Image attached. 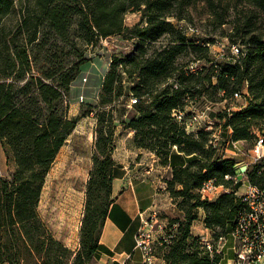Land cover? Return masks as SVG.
Listing matches in <instances>:
<instances>
[{"label": "trees", "instance_id": "obj_1", "mask_svg": "<svg viewBox=\"0 0 264 264\" xmlns=\"http://www.w3.org/2000/svg\"><path fill=\"white\" fill-rule=\"evenodd\" d=\"M197 1L0 0V142L16 165L10 177L0 173V264L96 262L105 249L100 235L113 203V109L117 101L125 106L134 98L125 126L134 132V146L170 168L167 190L184 214L166 225L173 236L160 246L162 257L166 264H213L192 225L202 209L214 238L232 230L243 204L242 183L225 176L236 175L237 161L219 155L220 147L210 142L214 129L187 132L172 113L204 98L226 102L209 116L231 130L232 141L255 145L259 134L264 137V0H202L215 26L231 24L224 36L240 47L238 55L229 50L225 62L211 53L214 38L192 37L174 21L187 20ZM131 11L141 14L144 25L126 24ZM115 35L137 42L129 53L112 56L98 101L88 103L99 110V128L80 247L74 251L51 234L38 207L46 175L85 115H69L68 97L82 75L80 66L90 60L88 48ZM190 55L205 63L203 72L185 71L183 58ZM245 89L249 104L233 110L229 100ZM246 174L264 189V159ZM211 179L229 188L213 201L199 191Z\"/></svg>", "mask_w": 264, "mask_h": 264}, {"label": "rangeland", "instance_id": "obj_2", "mask_svg": "<svg viewBox=\"0 0 264 264\" xmlns=\"http://www.w3.org/2000/svg\"><path fill=\"white\" fill-rule=\"evenodd\" d=\"M190 11L187 20L179 22L174 20L178 25L186 29L188 35L196 38L212 37L216 41H225L224 35L230 31L231 24H224L219 27L215 26L214 18L202 0H198L191 7ZM125 22L128 26L138 23L144 25L141 14L134 11L126 15ZM190 27L197 29L198 32H191L189 30ZM262 28L264 29V27ZM136 39L115 35L102 39L94 46H90L87 52L90 60L85 61L80 66L82 75L74 83L68 97L69 115L71 117L81 115V113H85V115L80 117L76 128L67 139L66 144L60 150L50 171L46 175L41 194V218L51 234L72 250H74L73 247H75L76 243L80 242L87 202L88 181L93 167V156L96 153L95 143H97V128H99L96 118L99 110L98 108L92 109L88 103L95 104L98 101L101 81L104 72L108 69V63L112 56H121L129 53L135 48ZM211 50L213 57L220 59L221 62L227 60L225 55H221L222 50L218 45H212ZM225 54L229 55L228 47L225 49ZM192 57L194 56L190 55V57L183 58L184 63L194 59ZM127 81L128 79L125 78V83ZM123 99L121 97L120 101ZM229 101L232 102L231 104H238L241 100L235 98ZM130 102L131 99L123 106L117 101L113 109L116 124L115 143H117L120 137L127 135L131 131L130 128L125 126V123L129 120V112L132 109L129 106ZM225 105L226 102L213 104L204 98L197 106L209 115L210 111H221ZM111 107L109 105L107 109ZM210 119L213 120L211 117ZM213 126L217 132L221 130V125L214 123ZM242 145L244 149L241 153H238L239 157L250 160L251 150L254 147L253 142L245 141ZM0 153H2L0 157V173L10 177L16 169V165L13 158L6 153L2 142H0ZM229 156L235 157L231 152H229ZM158 164L160 167H156L152 159L146 156L142 167L147 169L154 167L155 173L158 174L157 176H162L159 184L161 196L154 209L157 211L159 223H162L163 227H166L174 219H183L184 214L178 207L179 200L172 197L167 190L166 181L172 176L171 170L167 166L161 165L159 161ZM253 165L250 164L248 169L250 170ZM243 190L244 188L242 187L240 192H243ZM197 213L200 216L204 215L202 209H198ZM199 227H203L200 222L197 224V228ZM157 254L160 260L163 259L162 251L159 248Z\"/></svg>", "mask_w": 264, "mask_h": 264}, {"label": "built area", "instance_id": "obj_3", "mask_svg": "<svg viewBox=\"0 0 264 264\" xmlns=\"http://www.w3.org/2000/svg\"><path fill=\"white\" fill-rule=\"evenodd\" d=\"M191 32L197 29L190 27ZM198 32V31H197ZM218 45L222 54H225V49L228 47L233 55L240 53L238 44L231 43L229 38L225 36V41H214L210 43ZM212 53V50H211ZM218 59V58H216ZM111 61V60H110ZM205 70V63L200 59L190 60L185 71L191 74H198ZM169 82L178 88L179 82L175 78L169 79ZM248 92L244 90L239 93L236 92L234 97L238 100L248 102ZM137 103V98L131 99L129 106ZM245 105H239L240 109ZM233 108V106H232ZM172 115L176 121L183 125L187 132H195L199 129L212 130L214 129V121L205 111L200 110L197 104L190 102L185 109H174ZM225 140L222 138V131L213 130L211 143L214 147H220V144ZM225 143L231 146L236 153H241L242 143L240 141L228 140ZM251 163L254 164L264 158V137L259 134L256 144L251 150ZM248 164V167L250 166ZM226 179H233L235 183L241 182L244 188L243 192H238L242 207L237 216L236 222L232 230L227 236H220L214 238L201 237L200 241L204 250L209 254L213 264H264V189L256 184L251 183L244 172L242 176L237 173L234 176L226 175ZM229 188L220 184H216L214 180L205 181L199 189L201 197L210 201L219 197L222 192L228 191ZM156 209H152L146 214H142V225L139 227L136 235V248L142 253L143 264H161L158 257L157 250L165 242H169L172 234L167 233V227H163L157 218ZM177 227H172V232ZM217 261H214V258ZM130 255L121 264H132L128 262Z\"/></svg>", "mask_w": 264, "mask_h": 264}, {"label": "crops", "instance_id": "obj_4", "mask_svg": "<svg viewBox=\"0 0 264 264\" xmlns=\"http://www.w3.org/2000/svg\"><path fill=\"white\" fill-rule=\"evenodd\" d=\"M109 64L110 62L108 66ZM247 104L249 103L241 100L238 104L235 103L232 109L237 110L239 105ZM221 131L222 138L226 136L228 140H231L232 132L230 129H221ZM133 134V131H129L127 135L120 137L116 143L113 153L116 162L113 168L112 180L113 203L109 208L100 235V243L105 249L99 253L94 264H121L127 259L128 255H130L128 262L143 264L142 253L136 248V235L142 225V214L152 210L160 199L159 184L162 176H157L154 167L149 169L142 167L146 156L152 159L156 167H160L158 164L159 159L152 152L134 146L132 142ZM223 139L225 140V138ZM225 141L220 144L218 153L224 158H234L237 161V174L242 176L244 172L246 173L252 158L245 160L239 157V154L234 152ZM240 142L243 144L244 141ZM229 152L234 154L235 157H230ZM41 202L42 196L38 207L40 216H42ZM204 218L205 213L203 216L199 215V218L193 223L192 235L200 236V238H208L212 235L211 231L205 227ZM199 222L203 227L197 228ZM79 247L80 242L78 241L73 249ZM160 262L166 264L164 259H161Z\"/></svg>", "mask_w": 264, "mask_h": 264}]
</instances>
